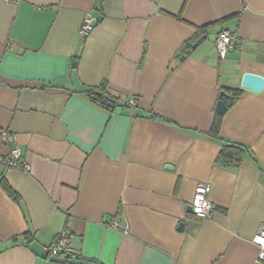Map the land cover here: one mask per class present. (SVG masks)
<instances>
[{"label": "crops", "instance_id": "obj_1", "mask_svg": "<svg viewBox=\"0 0 264 264\" xmlns=\"http://www.w3.org/2000/svg\"><path fill=\"white\" fill-rule=\"evenodd\" d=\"M246 73L264 78V0H0V158L17 147L29 167L0 160V264H69L48 253L67 230L94 264H261L264 90ZM102 85L116 104L85 92ZM227 90L243 93L215 135ZM231 145L241 162L220 158ZM204 183L215 209L199 219Z\"/></svg>", "mask_w": 264, "mask_h": 264}, {"label": "built area", "instance_id": "obj_2", "mask_svg": "<svg viewBox=\"0 0 264 264\" xmlns=\"http://www.w3.org/2000/svg\"><path fill=\"white\" fill-rule=\"evenodd\" d=\"M6 3L17 4L19 0H4ZM99 24V20L93 17H86L80 29L79 36L83 39L89 37L94 29ZM235 36L229 31L221 32L215 42V48L220 60H225L230 51L234 48ZM134 105V102H132ZM0 137L5 146L10 147L14 142V137L8 131L0 132ZM0 160L8 169H20L24 172L29 171V167L23 161V155L19 148L13 147L8 154L1 157ZM211 191V186L208 183L199 184L196 188L194 198L191 203L192 213L199 219H208L213 214L215 209L212 202L209 201L208 195ZM110 226L114 229H121L125 234H128L129 227L125 224L123 227L117 222H110ZM72 234L71 231H64L55 239L54 244L48 249V253L53 258L77 260L78 253L71 246ZM254 244L260 249L258 261L264 264V228H262L254 238Z\"/></svg>", "mask_w": 264, "mask_h": 264}, {"label": "trees", "instance_id": "obj_3", "mask_svg": "<svg viewBox=\"0 0 264 264\" xmlns=\"http://www.w3.org/2000/svg\"><path fill=\"white\" fill-rule=\"evenodd\" d=\"M76 68H77V63L73 64V69H76ZM85 92L91 98L95 99L96 101L106 106H111L114 103L116 104V99L106 93L105 85H102L98 89H88ZM226 93L228 95L231 94L232 97H234V102H235L241 97L243 91L242 90H227ZM222 120H223L222 115H216L214 123H213V129H212L215 135H217L220 131ZM243 157H244V150L241 149L240 147H237L236 145L224 146L222 149L221 155H220V158L223 160H229V162H238V163L242 161ZM5 190L14 200L17 199L15 194L9 187L6 186Z\"/></svg>", "mask_w": 264, "mask_h": 264}, {"label": "water", "instance_id": "obj_4", "mask_svg": "<svg viewBox=\"0 0 264 264\" xmlns=\"http://www.w3.org/2000/svg\"><path fill=\"white\" fill-rule=\"evenodd\" d=\"M204 39L205 36L200 38L198 44L202 43ZM198 44L194 45L193 49H195ZM241 87L245 90H249L256 94H260L264 90V78L256 74L246 73L243 76ZM233 102H234V97L228 95L225 91H222L220 94V101L216 108L217 115H222V116L225 115L229 110V108H231V106L233 105ZM190 210L192 211L191 207ZM179 229L180 231H183L184 224H181ZM52 261L59 263L67 262L66 259H60L55 257L52 259ZM69 264H94V263L81 261V260H70Z\"/></svg>", "mask_w": 264, "mask_h": 264}]
</instances>
